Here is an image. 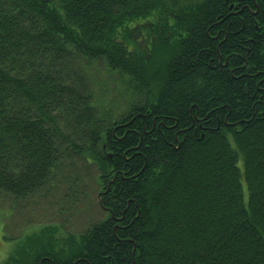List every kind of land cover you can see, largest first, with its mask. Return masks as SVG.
I'll return each instance as SVG.
<instances>
[{"label":"trees","instance_id":"16d2710c","mask_svg":"<svg viewBox=\"0 0 264 264\" xmlns=\"http://www.w3.org/2000/svg\"><path fill=\"white\" fill-rule=\"evenodd\" d=\"M75 162L109 217L1 264H264V0H0V200Z\"/></svg>","mask_w":264,"mask_h":264},{"label":"rangeland","instance_id":"374dc122","mask_svg":"<svg viewBox=\"0 0 264 264\" xmlns=\"http://www.w3.org/2000/svg\"><path fill=\"white\" fill-rule=\"evenodd\" d=\"M85 71L95 100H101L104 93L108 96V99H104H114L117 78L109 74L103 64L87 66ZM88 81L86 80L87 83ZM122 101L124 100L120 102ZM75 164L76 169L59 173L56 184L49 185L37 197L18 202L11 199L0 200V264L21 239L43 227L53 225L63 235H80L91 225L109 217L98 199L102 185L97 168L86 167L79 162ZM74 177L79 178L77 184H74Z\"/></svg>","mask_w":264,"mask_h":264},{"label":"water","instance_id":"95a60500","mask_svg":"<svg viewBox=\"0 0 264 264\" xmlns=\"http://www.w3.org/2000/svg\"><path fill=\"white\" fill-rule=\"evenodd\" d=\"M101 199V195H99V200Z\"/></svg>","mask_w":264,"mask_h":264}]
</instances>
